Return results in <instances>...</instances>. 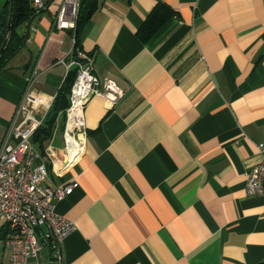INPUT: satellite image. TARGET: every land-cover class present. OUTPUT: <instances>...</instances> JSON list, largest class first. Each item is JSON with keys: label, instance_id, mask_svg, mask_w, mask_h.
<instances>
[{"label": "crops", "instance_id": "crops-1", "mask_svg": "<svg viewBox=\"0 0 264 264\" xmlns=\"http://www.w3.org/2000/svg\"><path fill=\"white\" fill-rule=\"evenodd\" d=\"M58 2L23 23L24 45L0 71V144L28 77L36 72L33 92L53 107L76 71L71 31L52 25ZM94 2L81 49L123 95L113 106L90 99L81 156L45 181L74 184L55 205L76 225L62 261L40 239L27 264L264 262V196L245 192L264 145V0ZM159 5L172 14L142 42L137 32ZM64 125L60 112L44 148L54 168ZM5 234L0 220V264H10Z\"/></svg>", "mask_w": 264, "mask_h": 264}, {"label": "built area", "instance_id": "built-area-1", "mask_svg": "<svg viewBox=\"0 0 264 264\" xmlns=\"http://www.w3.org/2000/svg\"><path fill=\"white\" fill-rule=\"evenodd\" d=\"M55 1L30 0V3L36 13H42ZM58 1L52 25L56 30L71 31L70 65L76 69L64 111V158L61 165L54 168L56 161L48 157L47 150L42 153L32 142L52 107V102L33 92L35 72L26 79L20 103L0 144V220L6 228L4 244L10 264H27L29 259L35 258L41 249L40 239L49 242L50 259L62 261L61 243L76 230V225L57 215L55 205L72 192L74 184L52 187L45 181L50 172H62L81 156L86 133L83 110L90 99L100 96L113 106L123 95L114 81H100L94 74L92 54L73 50L81 0ZM39 109L42 112L37 116ZM257 147L260 161L246 174L245 192L249 196H264V145Z\"/></svg>", "mask_w": 264, "mask_h": 264}, {"label": "trees", "instance_id": "trees-1", "mask_svg": "<svg viewBox=\"0 0 264 264\" xmlns=\"http://www.w3.org/2000/svg\"><path fill=\"white\" fill-rule=\"evenodd\" d=\"M10 5H12L10 18V32L4 50L0 54V71L4 69L8 63L15 57L19 50L24 45V37H21L16 29L19 25L31 19L36 13L32 8L30 0H8L5 7L0 10V46L3 42L6 27L9 19ZM96 4L94 0H81L80 7L76 19V28L74 30V46L73 50H82L80 45V36L82 29L90 18V15L95 10ZM171 11L159 5L150 13L144 23L137 32L140 41H147L171 16ZM72 34V33H71ZM76 71L70 77H67L58 91L52 107L53 115L47 118L44 124L34 133L32 142L43 153L46 142L52 135L54 121L58 113L64 112L68 106V96L71 86L75 80ZM264 264V262L257 263Z\"/></svg>", "mask_w": 264, "mask_h": 264}, {"label": "water", "instance_id": "water-1", "mask_svg": "<svg viewBox=\"0 0 264 264\" xmlns=\"http://www.w3.org/2000/svg\"><path fill=\"white\" fill-rule=\"evenodd\" d=\"M11 11H12V5H10L9 19H8V23H7V27H6L5 36H4L3 42H2V44H1V46H0V54H1V52L4 50L5 45H6V43H7V40H8V36H9V32H10V18H11Z\"/></svg>", "mask_w": 264, "mask_h": 264}, {"label": "rangeland", "instance_id": "rangeland-1", "mask_svg": "<svg viewBox=\"0 0 264 264\" xmlns=\"http://www.w3.org/2000/svg\"><path fill=\"white\" fill-rule=\"evenodd\" d=\"M7 1H8V0H0V10H2V9L5 7ZM22 26H23V24H21V25H19V26L17 27L16 30H17L18 33L21 32Z\"/></svg>", "mask_w": 264, "mask_h": 264}]
</instances>
